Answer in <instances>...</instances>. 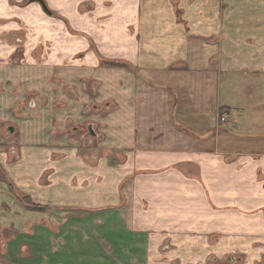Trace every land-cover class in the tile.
Instances as JSON below:
<instances>
[{"label": "crops", "instance_id": "1", "mask_svg": "<svg viewBox=\"0 0 264 264\" xmlns=\"http://www.w3.org/2000/svg\"><path fill=\"white\" fill-rule=\"evenodd\" d=\"M30 1L0 0L1 258L264 264V0ZM14 186L103 212L56 251Z\"/></svg>", "mask_w": 264, "mask_h": 264}, {"label": "rangeland", "instance_id": "2", "mask_svg": "<svg viewBox=\"0 0 264 264\" xmlns=\"http://www.w3.org/2000/svg\"><path fill=\"white\" fill-rule=\"evenodd\" d=\"M93 5H94V2H92L91 0H88L86 3L83 4V10L84 11L90 10V9H92ZM85 133H86V129L83 127V135ZM6 134H7V132H5V135ZM91 141H93V140H90V138L86 139V143H85V145H83V153H85V152L90 153L92 151L94 153V150H93L94 148L91 147V145L87 144V142L90 143ZM1 150H2V147H1ZM10 157H11V155H10ZM94 158H95V156L90 157V159L87 160V162L93 164ZM13 196L15 199L14 203H17L18 205H22L23 210L25 211V214L27 211L39 213V218H40L39 219V224H40L39 227L45 228L47 230L50 228L52 233H54L56 236L55 240H53L52 244H51V245H53L52 247H54V249H56V251H62V250L68 251L66 248L63 247V245L68 244V243H64L62 240L64 235L61 232V230H62L61 227H63V226H61L60 224H62L63 219L75 218L78 220H83V229H90L91 221H93L96 218L101 217V213L103 212V211H99V210L96 211V210H90V209H84V210L83 209L82 210L61 209V208H56L54 206H49L46 204H39V203L36 204V202L33 201V198H29L30 196L26 197L25 195L19 193L17 191V189L15 188V186H14ZM120 198L124 199L125 197L122 194V195H120ZM24 199H28V203L25 202ZM30 205H38L42 209L33 210L32 208H30ZM8 211L11 212L10 210H8ZM106 212H111V211L105 210L104 213H106ZM47 219H50V220L52 219L51 221L55 220L56 224L54 225V224H52V222H48ZM4 240H2V236H0V245H1V242ZM103 242H105V241H103ZM106 244L109 245L108 242H105V245ZM83 250H87V252H88V251H90V248L84 247ZM72 255L74 257L81 258V261H84L83 264H86V260L83 258V251L81 253L76 252V250L73 248L72 249ZM1 256L2 255L0 254V260L7 262L3 258H1ZM7 263L12 264L10 262H7Z\"/></svg>", "mask_w": 264, "mask_h": 264}, {"label": "water", "instance_id": "3", "mask_svg": "<svg viewBox=\"0 0 264 264\" xmlns=\"http://www.w3.org/2000/svg\"><path fill=\"white\" fill-rule=\"evenodd\" d=\"M30 2L39 3L41 5L43 11L45 13L49 14V12L47 11V8H46L45 3L43 2V0H31ZM7 131H8L9 134H13L14 133V128L13 127H8ZM87 136L91 137V138H94V139L97 138V135L94 132L93 127L91 125H89L88 128H87Z\"/></svg>", "mask_w": 264, "mask_h": 264}, {"label": "built area", "instance_id": "4", "mask_svg": "<svg viewBox=\"0 0 264 264\" xmlns=\"http://www.w3.org/2000/svg\"><path fill=\"white\" fill-rule=\"evenodd\" d=\"M218 119H219V122L222 123V124H226V125L229 124L231 127L234 126V124H233L232 122H229V120H228V116L225 115V114H221V115H219V118H218ZM0 264H9V263L0 260Z\"/></svg>", "mask_w": 264, "mask_h": 264}, {"label": "trees", "instance_id": "5", "mask_svg": "<svg viewBox=\"0 0 264 264\" xmlns=\"http://www.w3.org/2000/svg\"><path fill=\"white\" fill-rule=\"evenodd\" d=\"M25 200V202H27L28 203V199H24ZM30 208H32L33 210H36V209H42L40 206H38V205H30Z\"/></svg>", "mask_w": 264, "mask_h": 264}]
</instances>
